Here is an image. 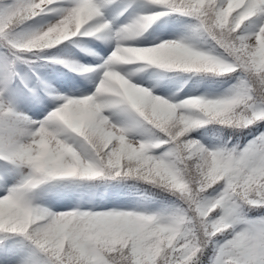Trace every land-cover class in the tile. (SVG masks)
<instances>
[{"label":"snow or ice","instance_id":"snow-or-ice-1","mask_svg":"<svg viewBox=\"0 0 264 264\" xmlns=\"http://www.w3.org/2000/svg\"><path fill=\"white\" fill-rule=\"evenodd\" d=\"M137 4L153 11L114 27ZM50 13L59 19L18 34ZM165 16L189 19L186 35L128 43ZM84 36L115 46L94 66L47 51ZM0 46V264H264V0H0ZM42 53L90 94L61 95L35 72L30 86L18 65L31 71ZM137 64L235 83L174 101L122 74ZM208 125L252 139L206 146L191 134ZM136 184L173 199L157 211L121 200ZM51 192L63 203L45 206Z\"/></svg>","mask_w":264,"mask_h":264},{"label":"rangeland","instance_id":"rangeland-1","mask_svg":"<svg viewBox=\"0 0 264 264\" xmlns=\"http://www.w3.org/2000/svg\"><path fill=\"white\" fill-rule=\"evenodd\" d=\"M65 2L67 4L68 0H65ZM150 11H153V9L141 8L137 4V5H134L133 8L129 9V11L124 14L125 16L122 19H120V18L116 19L113 21V23H115L116 27H118L122 24L129 23L130 20L135 18L136 15L147 13ZM115 15H116V13L113 11H108L105 13L106 18L109 20H112L113 16H115ZM170 17L171 16L162 17L161 20H158L152 24V25L155 24L156 31H154L148 35L149 39L146 42V44L142 47L152 46L154 44L160 43L163 40L179 39L182 36L186 35V33L188 31V26L190 25L191 21L189 19L183 18V17H177V16H174V18H172V17L170 18ZM57 19H59V16L56 13H50V14L38 16L28 26L27 34L35 32V31L43 30L48 25L54 23ZM251 30L252 29L250 28L249 31H251ZM142 37L143 36L137 38L138 42L137 43L135 42V45H133V46H139V45L143 44V43L139 42L140 38H142ZM103 42L107 43L108 45L111 44V42H108L105 40H103ZM90 45H91V43H89V41H87V40H84L82 43L83 47H89ZM114 46L115 45H113V48H114ZM99 47H100V45L92 46V48L89 47L91 49L90 51L93 54H95V59L86 61L83 57L76 56L75 58H76V61H78L77 63L80 65L94 66L95 64L93 63V61H96L97 63L102 62V60L106 57H104V58L102 57V54L99 52V50H100ZM202 47L207 48L208 45H202ZM58 51H60V49ZM52 52L55 55V57H56V54H60V55L63 54L62 53L63 51L61 53H56L54 51H52ZM3 57L4 56L2 54H0V60H2ZM65 59L69 60V61H74V54L70 53V55L65 57ZM138 68H141V67L140 66H133L131 68H129V67L121 68V72H122V74L126 75V78H130V76H131V77L138 79L136 84L150 89L154 95H158V96H161L164 98H170L174 101L184 99L187 96H193V95H195V96H206L208 98H216V97L221 96V95L226 93V91L224 92V90H222L223 86H225V81H224V83L222 82L221 85H218V86L214 85L213 87H212V84L205 83V82H191V84H189V86L186 87L185 89L178 90L176 85L178 83H180V80L182 77H179L177 75L175 78H169V75H167V76L162 75V77L164 78L163 79L152 68H145V69H143V71H137ZM41 72L42 73L40 75V78L42 80L46 81L48 84H50L52 88H55L57 90V92L60 93L61 95L79 96L81 94H90V92L94 88L93 83L88 82V81H82V77L81 76H75L76 75L75 72L68 71V74H67V72H66V74H64L62 71H58L57 69H48L45 72L44 71H41ZM29 77H30V74L27 73V80L30 81V86H32V82H31V79ZM71 77H74L75 81L84 82L86 84V87L80 88V89H74V88L69 87L70 86L69 84L71 82L70 81ZM177 77H179L180 80H178ZM226 79L227 78H225V80ZM219 81H221V80L216 81V78L210 79V82H219ZM130 82H132V81H130ZM182 84H184V83H181L180 86H182ZM219 89H221L220 90L221 92L215 93V91H217ZM171 90H172V92H171ZM20 110L23 111L24 114L31 116L33 119L38 118L33 114L34 108L30 104H22L20 106ZM205 128H207V126L202 127L198 130H195L194 131L195 136L192 135V138L199 140L202 144L207 146L209 144L206 143V139L208 138V136H207V130ZM251 139H252V137L248 138L244 142V144L248 140H251ZM89 193L90 192H83L82 193L84 200H88V199L92 198ZM0 194H2V193H0ZM111 194H112V190L109 189L108 195L110 196ZM80 195H81V193H79V192L76 193V195L73 197V199L79 197ZM100 196L101 195L99 194L97 196V198L95 200H93V202L94 203H100ZM42 199H43V201L46 202L45 206H49L52 203H58V202L63 203V199H62L61 195L57 194L56 192H51V193L45 195ZM142 202H143L142 204L145 205L148 208V210H150V211H157L161 208V207L156 208V209L151 208V207H148L146 205V201L142 200ZM148 203H151V202H148ZM54 210H63V209H54Z\"/></svg>","mask_w":264,"mask_h":264},{"label":"trees","instance_id":"trees-1","mask_svg":"<svg viewBox=\"0 0 264 264\" xmlns=\"http://www.w3.org/2000/svg\"><path fill=\"white\" fill-rule=\"evenodd\" d=\"M31 22V21H30ZM30 22H28V24H26L22 30H18V34L19 35H27V28L30 25ZM0 52L3 56H6L7 50L0 46ZM29 59H32L35 61V63L32 65V67H38L41 63V59H36L35 57H28ZM25 68L26 66L23 65ZM169 75L171 74H177V72H167ZM180 74L182 77H188L190 79H195V78H200L201 80H203L205 83H209L212 84V86H218L221 85V83L225 81V86H223L222 90H224V92L232 86V84L235 83L234 80H229L228 78L225 80L226 77L223 78H217L214 76H200V75H193V76H189L188 74H182V73H178ZM216 78V81L221 80L219 82H210V79ZM211 87V86H210ZM221 89L215 91V93H220ZM207 130V136L208 138L206 139V143L209 145H215L220 143L223 140H228L229 137H231V143L235 144L237 143V141L239 140L240 145H242L243 141L246 140L247 138L251 137V135H247V130H245V132H233L230 129H220L217 128L214 125H208L207 128H205ZM191 135L195 136L194 131L192 132ZM127 185H132L133 183H135L134 181H127L125 182ZM121 200L124 201H128L129 204H134L136 202L139 203H143L142 200L146 201V205L148 207L151 208H159V207H164L167 206L170 201H172V197H169L167 193L164 192H160L158 189L156 188H151L148 185L145 184H136L135 188H130V187H123L121 186V196H120ZM151 202V203H148ZM264 211V210H262ZM250 215H257V213H250Z\"/></svg>","mask_w":264,"mask_h":264}]
</instances>
